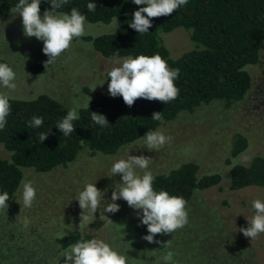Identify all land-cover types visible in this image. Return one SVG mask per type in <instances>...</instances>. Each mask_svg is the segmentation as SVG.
<instances>
[{"label":"rangeland","instance_id":"obj_1","mask_svg":"<svg viewBox=\"0 0 264 264\" xmlns=\"http://www.w3.org/2000/svg\"><path fill=\"white\" fill-rule=\"evenodd\" d=\"M44 12L40 11V15ZM118 30L113 21H86L85 35ZM161 38L172 58L193 46L189 31L183 27L162 33ZM43 46V41L25 35L19 14L10 10L0 20V59L13 68L17 84L15 91L9 92L0 86V92L20 99H32L44 93L69 110L76 105L84 107L97 91L109 94L108 72L120 66L115 63L117 59L122 63L126 58H106L91 42L79 37L45 69L48 57L42 51ZM33 65L38 66L37 70L32 69ZM247 70L251 87L242 100L229 107L215 100L193 112H180L155 130L172 137L170 143L159 149H149L144 136L115 154L91 155L84 148L67 166H58L49 172L22 168V180L33 183L36 199L32 207H25L20 183L8 208L0 211V264H64L62 253L68 249H62L56 239L73 231L103 240L126 255L128 264H164L162 256L168 251L175 253L176 264H264V233L251 240L239 231L249 226L248 220L255 214L252 202L256 199L264 202V186L237 190L228 187L229 158L231 164L235 161L248 164L254 156H264V46L259 61ZM235 133L248 139V147L240 155L231 157ZM128 154L151 157L147 171L153 175L183 162H195L198 175L220 173L221 186L195 192L186 206L188 223L173 233L157 234L154 240L159 243H149L143 239L149 233L141 223L142 212L122 198L115 201L120 206L118 212H103L101 216L103 208L112 202V192L118 191L122 182L120 174L112 175L111 167ZM0 156L10 157L1 144ZM143 171L137 169L140 175ZM89 183H95L103 192L100 209L93 215L85 210L89 221L80 225L83 210L77 199ZM25 218L29 221L27 226ZM168 241L170 247L166 246Z\"/></svg>","mask_w":264,"mask_h":264},{"label":"trees","instance_id":"obj_2","mask_svg":"<svg viewBox=\"0 0 264 264\" xmlns=\"http://www.w3.org/2000/svg\"><path fill=\"white\" fill-rule=\"evenodd\" d=\"M90 2L96 4L95 11H88ZM17 3L18 0H0V20L5 19ZM145 6L135 5L133 0H69L56 11L70 14L75 7L91 23H110L116 17L118 31L80 38L91 42L106 58L160 54L170 68L180 70L175 81L179 96L166 104L139 98L129 107L121 96L113 98L97 91L88 108L87 104L78 109L80 119L73 122L75 131L69 136H64L56 127L69 111L63 103L44 93L32 99L11 97L7 124L0 130V144L10 153L9 158L0 156V194L8 192V203L21 183L22 168L49 172L58 166H67L84 148L91 155L115 154L148 131H155L173 120L180 112H193L215 100L229 107L242 100L250 89L251 76L247 67L259 61L264 46V0H188L171 15L152 18V27L140 34L129 25L133 13ZM50 9V0H41L40 11ZM176 27L189 31L193 46L172 58L161 34ZM0 63L7 61L0 59ZM36 67L33 65L32 69L35 71ZM92 112L104 115L109 125L95 124L91 120ZM154 112L163 114V123L152 119ZM33 116L43 117L41 127H29ZM41 132H50L43 143L38 139ZM247 147L248 139L235 133L231 157L240 155ZM228 162L229 189L264 186L263 155L254 156L248 164L236 161L231 164L230 158ZM198 168V164L188 161L167 172L154 174L153 188L187 201L197 191L220 188V173L198 175ZM90 239L89 234L73 231L58 237L56 242L62 249H68L76 242Z\"/></svg>","mask_w":264,"mask_h":264},{"label":"clouds","instance_id":"obj_3","mask_svg":"<svg viewBox=\"0 0 264 264\" xmlns=\"http://www.w3.org/2000/svg\"><path fill=\"white\" fill-rule=\"evenodd\" d=\"M135 5H146L140 7L133 13L130 27L138 33L148 32L152 27V18L169 16L181 6L188 3V0H133ZM69 0H50L51 9L45 10L40 15L41 0H18V3L11 9L13 13L22 17L24 33L27 37H35L43 41V53L48 57L44 62L47 69L55 63L56 59L66 52L71 46L74 38L86 34V17L77 8L72 7L70 14L56 10L67 5ZM96 4H87L88 11H95ZM116 17L113 23L116 22ZM115 63L120 66L113 67L109 72L110 82L108 92L111 97L121 96L124 103L131 107L139 99L149 101L156 100L164 104L175 100L180 93L175 81L180 75L178 68H170L167 61L160 54L152 56L138 55L135 58L126 57L121 63L119 59ZM16 73L7 63H0V86L15 91L17 84ZM10 95L0 92V130L7 124V117L11 111ZM89 97V102H90ZM89 107V103L86 106ZM79 105L71 108L67 115L57 123V128L64 136H69L75 131L73 122L80 119L78 112ZM152 119L163 123V114L154 112ZM91 120L101 126L107 127L109 122L106 117L95 112L91 113ZM43 117L33 116L29 121V127L39 128L43 125ZM50 133V132H49ZM49 133H39V142L43 143ZM145 143L149 149H159L166 143H170L172 137L165 136L161 131H148L145 135ZM151 163V157L144 155H129L126 159L117 160L111 167L112 175L120 174L122 182L118 191L114 190L111 195V203L103 208V212L116 213L119 211L118 199H123L133 209L142 212L141 223L147 226L148 235L143 239L149 243H159L154 240L157 234L167 235L183 228L188 223V201L179 196L170 195L165 190L155 191L153 181L155 177L151 171H147ZM137 169L145 170L143 175L138 174ZM22 199L25 207H32L36 199V188L31 181L22 180ZM103 192L95 183H89L79 193L78 202L81 213L80 225L89 221L85 210L92 215L100 209ZM8 192L0 194V211L8 208ZM255 214L247 228H240L246 238L256 239L264 233V202L256 199L252 202ZM139 215V213H138ZM25 226L29 221L25 218ZM170 247V241L166 243ZM175 253L168 251L162 256L164 264H176ZM65 258L64 264H128V257L118 253L108 243L100 239L79 241L70 245L68 250L62 253Z\"/></svg>","mask_w":264,"mask_h":264}]
</instances>
